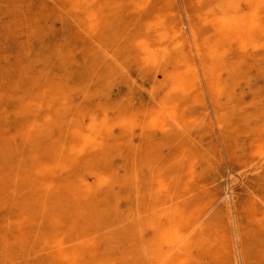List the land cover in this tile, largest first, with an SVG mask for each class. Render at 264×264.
<instances>
[{"label":"rangeland","instance_id":"374dc122","mask_svg":"<svg viewBox=\"0 0 264 264\" xmlns=\"http://www.w3.org/2000/svg\"><path fill=\"white\" fill-rule=\"evenodd\" d=\"M250 3L0 0V264H264Z\"/></svg>","mask_w":264,"mask_h":264},{"label":"bare ground","instance_id":"6f19581e","mask_svg":"<svg viewBox=\"0 0 264 264\" xmlns=\"http://www.w3.org/2000/svg\"><path fill=\"white\" fill-rule=\"evenodd\" d=\"M153 1V0H152ZM251 1V3L250 4H252L253 5V9L251 10L252 12H251V22H252V24H254V25H257V24H262V23H260L261 21L260 20H258V18H257V13H258V8L260 7V6H262L263 4H264V0H250ZM151 2V1H150ZM154 3V2H153ZM249 3V2H248ZM247 3V4H248ZM157 5V4H156ZM252 7V6H251ZM143 10V9H142ZM250 12V11H249ZM91 14V13H90ZM172 14V13H171ZM230 14V13H229ZM264 14V12L262 13V16H264L263 15ZM246 15V14H245ZM245 17V16H244ZM243 17V18H244ZM227 18V17H226ZM231 18V16L229 17V18H227V21H228V19H230ZM239 18H241L240 16H239ZM238 18V19H239ZM237 19V20H238ZM221 20H223L222 18H221ZM244 20V19H243ZM226 21V19L224 18V22ZM246 22V21H245ZM251 22H250V24H251ZM154 23V22H153ZM228 23V22H227ZM244 23V22H243ZM248 23H249V21H248ZM225 24H223L222 26H224ZM230 25V24H229ZM245 25H247V24H245ZM218 26V25H217ZM227 26V25H226ZM231 26V25H230ZM238 26H240V25H238ZM225 27V26H224ZM228 27V26H227ZM227 27H225V28H227ZM233 27L231 26V28H228V29H232ZM237 27L235 26L234 27V29H236ZM103 29V28H102ZM238 29H239V27H238ZM233 30V29H232ZM240 30V29H239ZM238 30V31H239ZM241 31L242 30H240L239 32L241 33ZM251 31L253 32L254 30H252L251 29ZM251 31L249 32L248 31V33H251ZM233 32H235L234 30H233ZM246 32V30H245V28H244V33ZM236 33V32H235ZM248 33H246V34H248ZM236 34H239L238 32L236 33ZM160 39V38H159ZM139 40V39H138ZM142 42V41H141ZM102 46V45H101ZM162 61V60H161ZM191 62V61H190ZM167 63V62H166ZM231 65V64H230ZM186 66V65H185ZM225 68V67H224ZM227 71V70H226ZM188 75V74H187ZM17 85V84H16ZM204 91V90H203ZM207 91V90H206ZM231 94V93H230ZM195 95V94H194ZM260 100V99H259ZM92 107V106H91ZM254 107V106H253ZM203 112V111H202ZM89 117V116H88ZM90 123V122H89ZM103 130V129H102ZM116 133V132H115ZM98 135H99V133H98ZM116 138V137H115ZM122 139V138H121ZM189 141V140H188ZM121 143V142H120ZM192 143V142H191ZM181 144V143H180ZM68 145V144H67ZM140 148V147H139ZM250 150V149H249ZM77 153V152H76ZM206 160H207V158H206ZM165 163V162H164ZM158 164V163H157ZM181 164V163H180ZM178 165V164H177ZM181 166H183V165H181ZM173 167V166H172ZM176 167V166H175ZM107 170V169H106ZM151 170V169H150ZM177 171V170H176ZM105 175V174H104ZM129 177V176H128ZM55 179V178H54ZM54 179L52 178V177H50V179L49 178H41L40 179V182H41V185H43L44 187H45V189H46V191H50V190H52V191H55L56 193H58V192H60L61 191V189H60V187H58L55 183H54ZM57 179V178H56ZM128 179V178H127ZM217 179V178H216ZM53 180V181H52ZM56 181V180H55ZM59 181V180H58ZM61 181H59V183H60ZM195 182V181H194ZM154 184V183H153ZM199 190V189H198ZM149 192V191H148ZM203 193V192H202ZM82 194V193H81ZM139 195V194H138ZM97 198V197H96ZM52 218V217H51ZM138 218V217H137ZM224 218V217H223ZM192 235V234H191ZM189 236V235H188ZM194 243V242H193ZM235 250V249H234ZM100 259V258H99ZM128 261V260H127ZM127 263V262H126ZM125 264V263H124Z\"/></svg>","mask_w":264,"mask_h":264}]
</instances>
